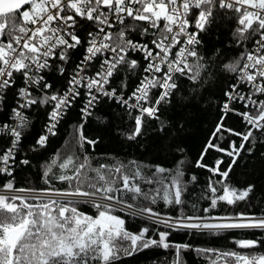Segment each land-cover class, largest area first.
Masks as SVG:
<instances>
[{"label": "trees", "instance_id": "trees-1", "mask_svg": "<svg viewBox=\"0 0 264 264\" xmlns=\"http://www.w3.org/2000/svg\"><path fill=\"white\" fill-rule=\"evenodd\" d=\"M208 9L196 50L173 79L175 88L153 117L142 118L140 129L139 111L117 97L100 96L84 116L88 95L80 89L41 143L50 98L69 88L97 26L80 19L78 45L64 58L50 59L42 81L31 85L34 101L25 110L12 172L0 171V189L89 195L171 219L264 217V116L231 99L263 28L239 10ZM22 11L0 17L5 45L22 34ZM118 30L145 43L157 32L133 18ZM99 63L95 59L85 70ZM145 66L142 54L129 52L107 88L129 95ZM24 84L22 73L16 74L0 99V160L12 140L4 125L19 109ZM248 113L262 117L261 124H250ZM27 202L0 197V242L7 230L26 227L15 245L0 246V264H264V228L180 229L91 201ZM100 214L121 220L122 228L89 232L88 222Z\"/></svg>", "mask_w": 264, "mask_h": 264}, {"label": "built area", "instance_id": "built-area-1", "mask_svg": "<svg viewBox=\"0 0 264 264\" xmlns=\"http://www.w3.org/2000/svg\"><path fill=\"white\" fill-rule=\"evenodd\" d=\"M35 1L43 4L41 12L34 15L31 21L23 23L22 34L13 42L5 45L3 29L6 28V24H0V52H5V55L1 56L0 99L3 91L14 84L16 74L22 73L25 82L20 94L19 109L13 112L11 123L4 125L12 140L11 146L0 160L1 172L6 174L12 172L15 148L21 138V128L26 124L25 110L34 101L31 85L42 81L41 73L50 59L56 56L64 58L69 47L78 45L80 39L76 28L80 19H86L97 26L89 33L88 49L82 65L70 81L69 88L63 94L50 98L49 122L41 137V143H45L54 133L80 89H84L88 95L83 110L84 116L89 114L100 96L117 97L124 105L139 111L137 127L140 129L142 118L153 117L160 100L168 98L175 88L173 79L185 69L194 54L199 31L203 29L210 16L208 6L212 4L239 10L249 22L257 23L263 28L243 63L231 99L243 101L245 106L261 111V115L264 116V0H33L29 7ZM132 18L150 24L157 30L155 36L146 43L126 38L118 27ZM129 52L142 54L146 66L140 83L129 95H115V92L107 87L116 68ZM95 59H100L99 66L93 71H88L89 64ZM154 93L157 95L153 96ZM257 117L253 113H248L246 120L258 126L262 117L259 115ZM23 191L13 188L0 189V197L21 202L85 201L76 199L77 196L108 201L89 195ZM108 202L128 211L122 205ZM136 215L140 217L149 215L152 219H147L151 221L166 220L156 215L144 213Z\"/></svg>", "mask_w": 264, "mask_h": 264}, {"label": "rangeland", "instance_id": "rangeland-1", "mask_svg": "<svg viewBox=\"0 0 264 264\" xmlns=\"http://www.w3.org/2000/svg\"><path fill=\"white\" fill-rule=\"evenodd\" d=\"M43 8V4L40 1H35L31 7H27L22 11L21 19L23 22H29L34 18V15H37L41 12ZM4 25V24H2ZM0 55L3 57L5 55V52H0ZM16 190V189H15ZM24 191H32V190H24ZM23 191V192H24ZM76 199H83L87 202H95L103 205H108L112 207H118V205L103 201L100 199L92 198V197H83V196H77ZM24 203H28L27 201H22ZM128 211H131L133 213L139 214L141 212L131 210L127 208ZM147 214V213H144ZM152 215V214H150ZM145 219L151 218L149 215H142ZM163 219H157L156 221L161 225L169 226V227H175L180 229H198V230H219V229H225V228H264V217H249V216H241L239 218H214V219H171L169 217H162ZM168 219V220H167ZM148 220V219H147ZM151 221V220H149ZM122 221L113 217H109L106 214H100L97 219L93 221L88 222V231L94 232L95 230H98L101 234L105 233V231H115L117 232L122 228ZM7 243L6 240L3 242H0V246ZM9 244V243H7ZM10 245V244H9ZM104 249L106 251V255L109 254V250L107 248V245L104 244Z\"/></svg>", "mask_w": 264, "mask_h": 264}, {"label": "water", "instance_id": "water-1", "mask_svg": "<svg viewBox=\"0 0 264 264\" xmlns=\"http://www.w3.org/2000/svg\"><path fill=\"white\" fill-rule=\"evenodd\" d=\"M33 0H0V17L4 15L22 11L27 8ZM25 225H20L6 231V241L10 245H15L18 239L25 232Z\"/></svg>", "mask_w": 264, "mask_h": 264}]
</instances>
